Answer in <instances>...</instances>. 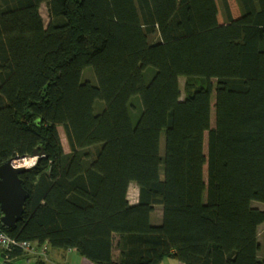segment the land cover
Wrapping results in <instances>:
<instances>
[{"label": "trees", "instance_id": "16d2710c", "mask_svg": "<svg viewBox=\"0 0 264 264\" xmlns=\"http://www.w3.org/2000/svg\"><path fill=\"white\" fill-rule=\"evenodd\" d=\"M34 150L0 230L45 256L4 263L264 264V0H0V164Z\"/></svg>", "mask_w": 264, "mask_h": 264}, {"label": "water", "instance_id": "95a60500", "mask_svg": "<svg viewBox=\"0 0 264 264\" xmlns=\"http://www.w3.org/2000/svg\"><path fill=\"white\" fill-rule=\"evenodd\" d=\"M40 156L42 153L34 150L30 157L16 156L0 164V222L6 227H12L21 218L27 197L19 175L32 166H26L27 163L22 162L34 158L35 163H37Z\"/></svg>", "mask_w": 264, "mask_h": 264}, {"label": "rangeland", "instance_id": "374dc122", "mask_svg": "<svg viewBox=\"0 0 264 264\" xmlns=\"http://www.w3.org/2000/svg\"><path fill=\"white\" fill-rule=\"evenodd\" d=\"M39 11H40V14L43 18L44 24L46 25L50 20V16L48 14L47 6L45 3H42L40 5ZM151 39L156 40V35L152 36ZM91 72H92L91 68H86V70L83 73V77L91 78L95 81V76H94L93 72H92V74H91ZM179 84H180V89L182 92L181 96L184 97V85H185V78L184 77L179 78ZM59 134L61 137V141H62L64 151L69 152L67 140L64 136V133H63V130L61 127L59 128ZM127 197H128V200L130 203H135L138 199V187L134 182L129 184ZM253 204L255 206H260L258 203H253ZM161 212H162V206H156L154 208L152 215H151L152 216V219H151L152 223H159ZM258 231H259V233H261L262 226H260L258 228ZM259 240L261 241V235H259ZM53 250H50L49 253L53 252ZM67 255H68V257H67V263L66 264H78V259H80L79 255H77L76 253L67 254ZM69 258H70V260H69ZM2 264H29V263H26V260L19 258V259L13 260L11 263H2ZM159 264H180V263L175 258L165 256L161 259Z\"/></svg>", "mask_w": 264, "mask_h": 264}, {"label": "built area", "instance_id": "2783aa9c", "mask_svg": "<svg viewBox=\"0 0 264 264\" xmlns=\"http://www.w3.org/2000/svg\"><path fill=\"white\" fill-rule=\"evenodd\" d=\"M35 159L30 158L26 166H34ZM11 245L17 246L22 249L25 256L37 257L45 256L46 244H40L29 241H17L11 238L6 232L0 230V264L11 260L10 251L12 250ZM45 258V257H44ZM30 258H27L29 260Z\"/></svg>", "mask_w": 264, "mask_h": 264}, {"label": "crops", "instance_id": "0c3cea01", "mask_svg": "<svg viewBox=\"0 0 264 264\" xmlns=\"http://www.w3.org/2000/svg\"><path fill=\"white\" fill-rule=\"evenodd\" d=\"M74 251H64V250H53V252L50 253L48 260L44 264H66L67 263V254H73ZM80 257V256H79ZM34 258H31L30 260H26V263H32ZM33 260V261H32ZM70 260V258H69ZM78 264H92L85 258L80 257L78 259Z\"/></svg>", "mask_w": 264, "mask_h": 264}, {"label": "bare ground", "instance_id": "6f19581e", "mask_svg": "<svg viewBox=\"0 0 264 264\" xmlns=\"http://www.w3.org/2000/svg\"><path fill=\"white\" fill-rule=\"evenodd\" d=\"M28 162H29V160H28V159H26V162L24 161V162H22V163H25V164H26V163H28ZM17 163H18V162H17ZM17 163H16V164H17Z\"/></svg>", "mask_w": 264, "mask_h": 264}]
</instances>
